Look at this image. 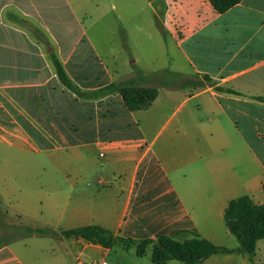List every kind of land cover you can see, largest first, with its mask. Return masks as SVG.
Returning a JSON list of instances; mask_svg holds the SVG:
<instances>
[{"label": "crops", "instance_id": "0c3cea01", "mask_svg": "<svg viewBox=\"0 0 264 264\" xmlns=\"http://www.w3.org/2000/svg\"><path fill=\"white\" fill-rule=\"evenodd\" d=\"M128 82L157 97L134 112L116 93L84 97ZM263 99L264 0L223 14L208 0H0V264L108 256L61 235L86 226L236 249L228 203L264 205ZM199 264H264V239L251 258Z\"/></svg>", "mask_w": 264, "mask_h": 264}, {"label": "trees", "instance_id": "16d2710c", "mask_svg": "<svg viewBox=\"0 0 264 264\" xmlns=\"http://www.w3.org/2000/svg\"><path fill=\"white\" fill-rule=\"evenodd\" d=\"M212 8L219 14H223L241 0H208ZM56 74L61 83L78 96H83L79 89L71 82L64 72L61 64L53 61ZM202 80L211 83L210 78L203 76ZM119 94L124 105L130 112L148 107L157 97L156 89L141 88L135 84L112 83L91 94H85L86 98L104 97L110 94ZM227 93L235 94L232 90ZM264 100V99H263ZM264 192V183L262 185ZM224 220L235 237L238 247L227 249L218 247L200 238L197 234L182 231L173 236H161L157 240H133L130 238L114 237L111 232L99 226H86L61 232L64 237H77L87 243L111 249L120 247L126 252H133L137 258L149 255L151 264H167L171 261L179 264H199L214 255H228L239 253L248 258L255 254L256 243L264 239V205H255L248 197H240L228 203ZM17 236L46 235L48 230L18 227Z\"/></svg>", "mask_w": 264, "mask_h": 264}, {"label": "rangeland", "instance_id": "374dc122", "mask_svg": "<svg viewBox=\"0 0 264 264\" xmlns=\"http://www.w3.org/2000/svg\"><path fill=\"white\" fill-rule=\"evenodd\" d=\"M19 172H20V174L23 175V178L36 176V174H35L36 170L35 169H25V170L20 169ZM61 188L66 189V186L61 185ZM11 234H13V233H11ZM3 241H5V240H3ZM83 259H88V258L83 257ZM106 260L110 264H150V262L148 261V259L146 257L137 258L134 256L133 253L123 251L118 246H115V247L110 249L109 255L106 256ZM170 264H179V263L172 261Z\"/></svg>", "mask_w": 264, "mask_h": 264}, {"label": "built area", "instance_id": "2783aa9c", "mask_svg": "<svg viewBox=\"0 0 264 264\" xmlns=\"http://www.w3.org/2000/svg\"><path fill=\"white\" fill-rule=\"evenodd\" d=\"M73 264H110V263L106 260L105 256L96 260H84L81 256H77L75 257Z\"/></svg>", "mask_w": 264, "mask_h": 264}]
</instances>
